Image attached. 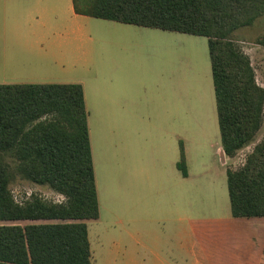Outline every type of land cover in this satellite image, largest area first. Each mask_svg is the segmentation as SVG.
Instances as JSON below:
<instances>
[{
    "label": "rangeland",
    "instance_id": "obj_1",
    "mask_svg": "<svg viewBox=\"0 0 264 264\" xmlns=\"http://www.w3.org/2000/svg\"><path fill=\"white\" fill-rule=\"evenodd\" d=\"M34 3L0 0V84L20 82L17 69L26 59L19 56L25 42H32L35 28L45 42H62L68 56L63 65L53 66L50 81L81 82L90 110L100 203L99 217L86 221L91 263L139 264L149 259L139 245L145 240L140 233L172 230L169 219L179 210L171 203L182 196L176 177L179 140L186 145L191 174L182 181V212L206 225L214 217L230 216L226 168L243 165L264 141V103L253 138L235 155H225L223 163L207 37L89 15L74 18L64 2L56 3L60 12L53 20L48 13L52 0H37L45 11L36 12V20L29 14ZM51 25L56 36L50 35ZM222 40L247 59L255 84L264 92V9L251 24L236 27ZM11 45L19 48L2 56L3 47ZM3 155L13 173L8 186L15 202L22 204L32 195L57 204L67 201L64 194L28 180L10 154ZM150 216L158 222L145 225L141 219Z\"/></svg>",
    "mask_w": 264,
    "mask_h": 264
},
{
    "label": "trees",
    "instance_id": "obj_2",
    "mask_svg": "<svg viewBox=\"0 0 264 264\" xmlns=\"http://www.w3.org/2000/svg\"><path fill=\"white\" fill-rule=\"evenodd\" d=\"M78 14L207 37L221 148L233 156L261 122L264 92L228 41L251 24L264 0H72ZM176 166L187 175L182 143ZM28 180L64 194L19 204L3 153ZM231 215L264 217V141L243 165L226 168ZM83 88L79 83L0 84V264H92L85 220L98 217ZM17 220L54 222L13 223ZM264 248V247H263Z\"/></svg>",
    "mask_w": 264,
    "mask_h": 264
},
{
    "label": "crops",
    "instance_id": "obj_3",
    "mask_svg": "<svg viewBox=\"0 0 264 264\" xmlns=\"http://www.w3.org/2000/svg\"><path fill=\"white\" fill-rule=\"evenodd\" d=\"M61 2L65 3L67 12L74 18L85 16L84 14H78L74 11L72 0H52L53 5L49 8L48 13L52 16L53 20L60 12L56 3ZM34 4V6L30 7L29 14L36 15V12L38 14H43L45 9L38 7L37 0H35ZM38 19V15H36V20ZM50 27L52 28L50 30L52 32L50 35L56 36V30H54L56 27L54 25H51ZM33 31L32 42H25V47L22 48V52L20 53L22 56H19L20 61L24 60V57L26 61L21 62L20 67L17 69L19 73L22 72L20 77H18L20 80V82H18L54 83L50 81L51 77L48 74L52 72L51 70L53 66L63 65L68 56L66 49L63 47L62 42H45V36L43 33L39 32V29L35 28ZM10 47L13 48L9 49ZM18 48L19 47H16L15 45L3 47L1 54L2 56H5L4 52H14L15 50L17 51ZM47 56H50V58L45 59ZM74 58L75 57L71 56L70 60L73 62ZM76 60L77 59H75V61ZM16 62H18V59ZM47 62H53V65H48ZM9 77L12 78V80L16 78L14 76ZM11 83H15V81ZM68 83H79L83 88L99 212L100 203L89 120L90 110H88L87 107L85 87L78 81ZM149 123H151L150 120ZM180 142L183 147L187 175L183 176L176 166L178 170V176L176 177L179 179H177V181L179 182V189L181 190L182 196L178 202L171 203L172 209L175 208V210H179L175 217L169 219V222H173L174 227L167 233L166 231L158 232L154 229L140 233V235L145 236V240H140L139 245L145 249L147 255H149V259H143V262H140L139 264H264V217H234L230 214V216L214 217L209 220L207 223L208 225H206L205 223L200 224V222L192 221L186 213L184 214L182 212V209L186 208L183 201L184 184L182 181L188 179L191 174L187 163L186 145L182 140H179V144ZM217 150L221 156L222 162L225 163L227 157L221 148V143L217 147ZM179 159L177 161H179ZM86 221L87 220H85V222ZM141 221L147 225L158 222V218L150 216L142 218ZM161 242H163L162 245L164 246L160 245ZM211 246L212 252L211 249H209ZM91 247L90 242V249Z\"/></svg>",
    "mask_w": 264,
    "mask_h": 264
}]
</instances>
